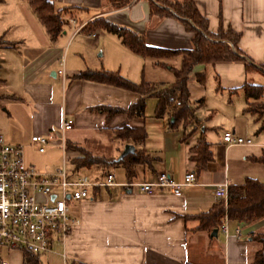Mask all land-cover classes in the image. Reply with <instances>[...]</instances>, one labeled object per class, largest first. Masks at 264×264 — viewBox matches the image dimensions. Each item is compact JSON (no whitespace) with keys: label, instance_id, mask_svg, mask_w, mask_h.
Here are the masks:
<instances>
[{"label":"crops","instance_id":"0c3cea01","mask_svg":"<svg viewBox=\"0 0 264 264\" xmlns=\"http://www.w3.org/2000/svg\"><path fill=\"white\" fill-rule=\"evenodd\" d=\"M49 1L54 11L63 10V23L53 37L26 0H0V105L9 107L0 116L5 143H20L9 123L19 124L30 110L29 137L44 136L48 142L38 154L58 149V127L64 116L71 121L70 129L63 133L64 147H80L92 156L111 160L120 158L127 147V153L141 150L151 160L133 165L132 176L126 179L116 164L75 169L69 160L79 155L65 147L66 167L72 177L96 181L103 173L117 170L122 176L117 181L113 177L116 185L90 188L85 199L70 204V216L77 224L61 245L52 247L53 253L33 258L0 249V258L11 264H61V255L69 263L84 264H252L260 245L251 241L250 235L264 234V218L243 224L227 220V235L223 237L219 226L215 236L211 231L196 230L193 216L220 202L213 194L216 184L236 187L245 178L264 184V133L257 132V115L244 111L251 100L244 99L241 89L244 84L264 86V75L245 72L238 61L194 65L187 75L186 89L196 122L185 127L177 124L169 128L167 115L155 118V100L148 96L143 97L142 118L122 113L107 117L95 108L125 109L139 95L105 83L77 80L75 74L101 70L133 84L142 80L159 88L172 83L169 68L177 69L182 55L159 59L161 65L155 66L153 59L131 53L114 35L102 30L82 32L86 23L104 20L140 35L147 47L169 51L188 50L191 34L176 19L149 16L147 0H135L117 10L108 9L106 0ZM191 1L205 20L208 33L214 34L219 26L230 29L238 35L237 50L253 64H262L264 0ZM69 20L83 24L71 38ZM60 65L63 80L55 73ZM257 102L264 103V92ZM122 125L142 129V142L115 139L112 132ZM225 132L247 138L253 145L226 146L221 141ZM199 140L208 145L210 161L197 170L188 161V151ZM187 170L194 171L195 179L178 195L166 190L144 195L117 185L151 182L158 173L180 180Z\"/></svg>","mask_w":264,"mask_h":264},{"label":"trees","instance_id":"16d2710c","mask_svg":"<svg viewBox=\"0 0 264 264\" xmlns=\"http://www.w3.org/2000/svg\"><path fill=\"white\" fill-rule=\"evenodd\" d=\"M31 10L45 27L49 36H55L59 31L63 21L60 14L53 10L49 0H26ZM135 0H106L108 9L117 10L128 6ZM149 16L156 19L173 18L176 19L183 29L191 34L190 48L185 51H169L147 47L143 44L142 37L130 30L118 27L101 19L92 20L86 23L81 29L83 32H92L93 30H102L114 35L119 43L131 53L139 57H147L154 60L153 65L160 66L159 59L172 58L182 55L177 69L169 68L173 81L171 84L161 86H149L142 80L133 84L123 79L116 73L106 71H81L73 76L77 80H89L99 83L112 85L139 95V99L125 109L111 107H97V111H103L107 117L122 113L127 117L142 118L143 97L148 96L155 100L153 107V116L155 118L168 116L171 122L169 128H174L177 124L182 127L190 123H195L193 110L189 108L188 94L186 89V78L191 68L197 64H213L217 62L238 61L243 65L245 72H258L264 75V56L262 64H253L249 59L243 56L236 48L238 35L230 29H222L220 26L214 34L206 30L205 20L198 14L191 0H181L180 2L169 0H147ZM9 46V45H6ZM163 66V65H162ZM164 67V66H163ZM201 76L197 78L200 82ZM244 99H250L252 103L256 102L264 92V86L244 84L242 86ZM260 106V111L250 108L246 104L245 112L263 116L257 132L264 133V107ZM259 107V106H258ZM112 135L115 139L130 140L140 144L144 139V132L140 128H128L125 125L113 130ZM66 150L77 151L78 155L70 159V163L75 169L89 168L90 166H101L108 168L111 165H118L124 171L126 179L132 176L133 165L148 164L150 158L144 155L143 151L137 150L125 153L117 160L104 159L98 156H92L86 150L66 144ZM188 161L199 170L208 161L210 153L208 145L202 140L189 149ZM223 217L228 221H235L237 224L253 223L264 218V184L255 180L245 178L240 186L227 187V197L225 204L221 202L212 206L205 213L193 216L197 221L196 230L212 231L220 225ZM250 240L260 245V248L254 253L252 264H264V234H251Z\"/></svg>","mask_w":264,"mask_h":264},{"label":"built area","instance_id":"2783aa9c","mask_svg":"<svg viewBox=\"0 0 264 264\" xmlns=\"http://www.w3.org/2000/svg\"><path fill=\"white\" fill-rule=\"evenodd\" d=\"M72 29L70 37L77 34L83 24L68 21ZM56 75L61 80L64 72L60 65ZM71 121L61 117L58 127V141L55 145L61 153L59 165L50 172H38L26 165L22 157V147L5 143L0 134V249L18 251L33 258L47 257L53 253L52 247L63 243L69 229L77 224L70 216V204L85 199L90 188H106L116 185L110 172H105L96 181L84 176H71L66 167L63 133L70 129ZM221 141L226 146L249 147L247 138L225 132ZM30 144L37 153H42L48 142L44 136H30ZM193 170L183 173L180 180H174L164 173H158L151 182H125L117 184L123 188L135 189L149 195L155 190H166L178 195L183 187L193 184ZM214 197L223 205L227 197V184L213 186ZM227 219L223 217L218 230L226 237ZM61 264L69 263L63 255ZM0 264H11L0 258Z\"/></svg>","mask_w":264,"mask_h":264},{"label":"rangeland","instance_id":"374dc122","mask_svg":"<svg viewBox=\"0 0 264 264\" xmlns=\"http://www.w3.org/2000/svg\"><path fill=\"white\" fill-rule=\"evenodd\" d=\"M50 82V80H48ZM58 83V80L56 79L55 81ZM250 108L256 109L258 112L260 111V106L262 105L261 102H250L249 103ZM259 106V107H258ZM264 107V104H263ZM8 109L9 107L4 103L0 105V116H2V112L5 109ZM147 110V106H146ZM30 110L26 111L27 118L24 120L22 117L19 121V124L15 121H11L9 124L13 128V132L15 133V136L18 137L20 140V143L18 144H9V145H19L22 147V157L26 165L32 166L35 170L38 172H50L54 167L59 165L60 161V152L58 149H45L43 154H38L32 145L29 143V135L30 133L28 132L29 128V115L28 112ZM33 112V111H32ZM34 113V112H33ZM258 116V114H257ZM263 116L260 115L259 122H261ZM12 130V129H11ZM221 134V133H220ZM2 135V134H1ZM213 135V134H212ZM3 137V136H2ZM94 151V150H93ZM68 169V168H67ZM105 170V169H102ZM103 172V171H102ZM81 174H85L84 171L81 172ZM113 177L114 181H117L120 176V171H113ZM120 175V176H119Z\"/></svg>","mask_w":264,"mask_h":264},{"label":"water","instance_id":"95a60500","mask_svg":"<svg viewBox=\"0 0 264 264\" xmlns=\"http://www.w3.org/2000/svg\"><path fill=\"white\" fill-rule=\"evenodd\" d=\"M169 121L171 122V120H169ZM127 150H128V148L126 147V148L124 149V152H123L122 155H124L125 153H127ZM122 155H121V156H122ZM210 234H211V236H215V230H212V231L210 232ZM262 252L264 253V249H263Z\"/></svg>","mask_w":264,"mask_h":264}]
</instances>
